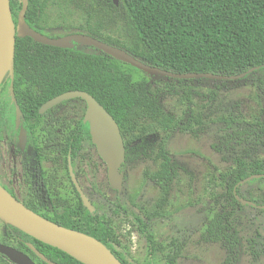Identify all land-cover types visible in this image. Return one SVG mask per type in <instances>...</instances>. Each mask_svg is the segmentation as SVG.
<instances>
[{"label":"trees","instance_id":"16d2710c","mask_svg":"<svg viewBox=\"0 0 264 264\" xmlns=\"http://www.w3.org/2000/svg\"><path fill=\"white\" fill-rule=\"evenodd\" d=\"M10 1L17 22L22 3ZM50 7L64 21H69L67 25L74 32L123 49L152 67L178 74L224 76L255 69L241 80H214V83L238 84L258 78V84L264 85L261 78L264 76V0H120L119 6L112 0H29L26 22L40 31ZM132 69L136 70L94 48L85 50L79 43H74L71 49H62L36 43L28 37H17L13 84L22 112L21 128L28 138L24 151L19 146L20 128L16 125L10 75L0 82V137L6 135L10 145L21 155L27 185V193L20 201L58 225L97 239L123 264L138 263L112 247L113 230L106 216L96 205L94 213L84 207L69 176V159L75 165L87 142L95 148L89 123L84 121L86 102L80 98L65 101L41 114L45 103L71 91L93 96L120 127L126 147L122 169L130 161L148 162L144 176L162 192V207L167 206L182 171L180 163L167 149L168 142L178 131L195 134L197 130L207 131L211 124H218L224 128L221 140L227 144H261L264 141V120L254 118L249 122L244 114H219L210 108L215 103L211 101L214 92L198 111L188 108L183 117L178 118L164 109L157 90H152L151 78L143 75L135 79ZM166 79L168 90L175 92L182 88L190 105L197 94L192 87L210 82L207 79ZM75 101L84 106L81 115L75 120L58 116L59 108ZM244 151L240 156L234 155L225 175V182L231 181L227 184L230 185L227 192L231 202L239 207L243 206L234 195L235 186L249 177L264 174V159L248 158L250 152ZM60 176H66L68 183L62 182ZM253 182L264 183V178L253 179L250 183ZM7 191L16 198L12 191ZM237 192L239 194V189ZM257 199L250 200L258 204ZM137 221L145 225L141 219ZM6 227L14 243L5 240L0 243L25 253L36 264L47 263L28 244L56 264H82L12 226ZM205 231L208 241L222 242L227 250H232L226 264H238L239 257L233 254V249L241 250L242 246L236 245L235 230L229 220L222 214H215ZM148 239L155 250L153 237L149 235ZM262 241L264 246V235ZM168 247L165 246L166 251ZM182 251L177 245L170 248L166 264H179Z\"/></svg>","mask_w":264,"mask_h":264},{"label":"rangeland","instance_id":"374dc122","mask_svg":"<svg viewBox=\"0 0 264 264\" xmlns=\"http://www.w3.org/2000/svg\"><path fill=\"white\" fill-rule=\"evenodd\" d=\"M21 1V0H20ZM47 20L40 30L46 35L66 36L74 33L68 22L60 18L53 7L47 10ZM72 24V22H70ZM85 50L91 48L83 46ZM135 79L147 75L132 69ZM152 90L158 92L166 111L183 117L188 108L194 112L203 107L214 92L215 101L210 105L218 113L244 114L249 122L254 118L264 120V85L258 78L238 84L220 85L210 82L196 84L193 104L186 101V94L178 88L168 90V79L150 77ZM264 80V76H261ZM198 94L200 97H197ZM205 101V102H203ZM80 102H71L59 108L58 116L75 120L83 110ZM239 110V111H238ZM227 111V112H226ZM220 114V113H219ZM210 125V124H209ZM206 128V127H205ZM223 126L211 124L207 131H178L168 142L167 149L180 163L182 171L178 184L167 206H161L162 192L144 176L149 163L145 160L130 161L124 168L125 180L120 193L111 189L108 169L96 148L87 142L73 165L79 182L100 213L104 214L113 230V246L129 260L138 264H166V255L175 245L180 246L179 264H226L230 257L222 242L208 241L206 225L215 214L225 216L235 230L234 240L242 246L233 249L239 257L238 264H264V213L252 207H239L231 202L225 182L233 157L250 152V157L264 159V141L261 144H227L222 141ZM61 181L68 183L66 176ZM0 179L22 199L25 194L20 158L6 138L0 137ZM251 182V181H250ZM246 183L239 187V195L247 200L258 198L264 203V183ZM137 218L145 225H141ZM233 232V231H232ZM156 244L151 248L148 236ZM0 240L14 243L11 231L0 221ZM240 242V244H239ZM168 251L165 250V246ZM161 246L160 249H157ZM251 246H254L251 248ZM0 264H10L0 257Z\"/></svg>","mask_w":264,"mask_h":264},{"label":"water","instance_id":"95a60500","mask_svg":"<svg viewBox=\"0 0 264 264\" xmlns=\"http://www.w3.org/2000/svg\"><path fill=\"white\" fill-rule=\"evenodd\" d=\"M115 6H119L120 0H112ZM22 9L19 12L17 22L14 21L10 0H0V21L2 26V41L0 44V82L7 74L11 77V97L16 105V125L21 126L22 112L17 103L14 91L15 77V53L16 39L31 38L34 42L53 46L62 49H71L74 43L91 47L105 55L116 59L117 61L131 65L132 67L144 72L150 77H165L179 80H218V81H238L246 75L252 73L255 69L246 73L224 76L211 73H187L178 74L166 71L157 67H152L138 60L123 49L108 45L91 36L75 33L60 38H50L26 22V14L29 7V0H21ZM82 99L86 102V113L84 121L89 123L92 143L102 161L108 169V180L113 190L121 192L123 190L125 174L121 171L126 162V147L120 127L116 120L107 112V110L90 94L82 91H71L64 93L45 103L40 113L44 114L55 106L69 100ZM20 145L24 149L27 141L26 132L21 128ZM70 178L79 193L83 205L90 213L96 211L95 206L84 192L80 182L74 172L71 160L69 159ZM264 178L262 175H254L240 182L234 189L236 199L243 206H252L264 209V205L258 206L254 202L245 200L237 194V187L246 184L253 179ZM0 221L12 226L25 234L31 236L37 241L68 254L82 264H123L103 243L97 239L88 236L82 232L65 228L47 218L39 215L26 207L20 200L12 196L0 183ZM28 246L33 252L47 264H56L47 259L31 244ZM0 255L6 257L13 264H36L28 255L17 250L12 246L0 243Z\"/></svg>","mask_w":264,"mask_h":264},{"label":"flooded vegetation","instance_id":"af4514ba","mask_svg":"<svg viewBox=\"0 0 264 264\" xmlns=\"http://www.w3.org/2000/svg\"><path fill=\"white\" fill-rule=\"evenodd\" d=\"M29 25V24H28ZM31 27V26H30ZM36 30V29H35ZM38 32H40V33H42V34H44V35H46L45 34V32L43 31V30H40V31H38ZM76 32H74V33H71V34H75ZM68 35H70V34H68ZM46 36H48V35H46ZM67 36V35H66ZM48 37H50V38H60V37H64V36H55V35H51V36H48ZM11 93V92H10ZM20 128V131H21V126L19 127ZM23 129V128H22ZM25 131V130H24ZM26 136H27V134H26ZM4 138H6L7 139V137H6V135H4ZM19 138H20V134H19ZM27 140H28V138H27ZM92 140V139H91ZM8 141V140H7ZM8 143H9V141H8ZM10 144V143H9ZM26 145H27V141H26ZM26 145H25V147H24V149L21 147V145H20V139H19V146L21 147V150L22 151H24L25 150V148H26ZM10 146H12L15 150H16V153L19 155V158H20V166H21V170H22V177H23V186H24V188H25V194H24V196L26 195V193H27V185L25 184V181H24V170H23V165H22V157H21V155L17 152V149H16V147L14 146V145H10ZM95 146V145H94ZM96 148V147H95ZM100 157V156H99ZM101 159V158H100ZM102 160V159H101ZM68 164H69V161H68ZM68 170H69V166H68ZM123 169H121V171H122ZM123 172V171H122ZM69 176H70V174H69ZM77 176V175H76ZM58 178V177H57ZM78 178V177H77ZM59 179V178H58ZM79 180V179H78ZM72 181V180H71ZM109 181V180H108ZM0 183H1V185L7 190H9V191H12L13 193H14V195L16 196V198L17 199H19V200H21L20 199V197L14 192V190L13 189H11L10 187H8L7 185H5L2 181H1V179H0ZM73 183V182H72ZM249 183V182H248ZM110 184V183H109ZM74 185V184H73ZM81 185V184H80ZM238 185V184H237ZM236 185V186H237ZM235 186V187H236ZM242 185H240L239 187H241ZM239 187H237V190L236 191H238V188ZM112 189V188H111ZM235 189V188H234ZM84 190V189H83ZM113 190V189H112ZM115 191V190H114ZM85 192V191H84ZM115 192H117V191H115ZM122 192V191H121ZM234 192V191H233ZM86 193V192H85ZM117 193H120V192H117ZM237 194H238V192H237ZM87 195V194H86ZM239 195V194H238ZM88 196V195H87ZM240 196V195H239ZM89 197V196H88ZM241 197V196H240ZM242 198V197H241ZM89 199L91 200V198L89 197ZM244 199V198H243ZM245 200H247V199H245ZM249 201H251V200H249ZM91 202H92V200H91ZM239 202V201H238ZM252 202V201H251ZM93 203V202H92ZM240 203V202H239ZM256 204V203H255ZM93 205H94V203H93ZM242 205V204H241ZM258 206H262V205H260V204H257ZM95 206V205H94ZM243 206V205H242ZM246 206H248V205H246ZM249 207H252V206H249ZM96 208V207H95ZM252 208H255V207H252ZM255 209H260V208H255ZM260 210H264V209H260ZM102 214V213H101ZM111 245H112V247L114 248V246H113V243H111ZM118 251V250H117Z\"/></svg>","mask_w":264,"mask_h":264},{"label":"bare ground","instance_id":"6f19581e","mask_svg":"<svg viewBox=\"0 0 264 264\" xmlns=\"http://www.w3.org/2000/svg\"><path fill=\"white\" fill-rule=\"evenodd\" d=\"M1 41H2V26H1V21H0V44H1Z\"/></svg>","mask_w":264,"mask_h":264}]
</instances>
